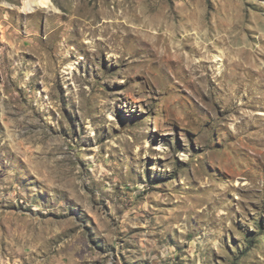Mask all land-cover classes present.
Returning <instances> with one entry per match:
<instances>
[{
  "label": "rangeland",
  "instance_id": "rangeland-1",
  "mask_svg": "<svg viewBox=\"0 0 264 264\" xmlns=\"http://www.w3.org/2000/svg\"><path fill=\"white\" fill-rule=\"evenodd\" d=\"M24 6L0 0V264H264V0Z\"/></svg>",
  "mask_w": 264,
  "mask_h": 264
},
{
  "label": "bare ground",
  "instance_id": "bare-ground-1",
  "mask_svg": "<svg viewBox=\"0 0 264 264\" xmlns=\"http://www.w3.org/2000/svg\"><path fill=\"white\" fill-rule=\"evenodd\" d=\"M52 2L53 0H25L24 8L25 10L31 11V10H34L37 6L50 7ZM73 8H74V13L78 11L80 12V10L82 9L81 5H78V4H76V6L74 5ZM158 21H161V18L153 20V22L155 23H158ZM147 34L153 35V33L149 30L147 31ZM216 60L221 62V60H223L222 55H217Z\"/></svg>",
  "mask_w": 264,
  "mask_h": 264
}]
</instances>
